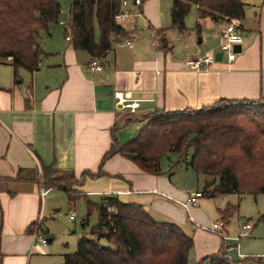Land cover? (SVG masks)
Here are the masks:
<instances>
[{
    "label": "crops",
    "instance_id": "1",
    "mask_svg": "<svg viewBox=\"0 0 264 264\" xmlns=\"http://www.w3.org/2000/svg\"><path fill=\"white\" fill-rule=\"evenodd\" d=\"M128 1L130 15L118 21L128 37L114 39L109 54L96 59L103 66L101 72L90 69L95 58L77 51L67 40V30L41 34L39 43L45 55L34 73L20 70L17 80L13 68L0 62V264H32L35 254L50 251L35 237L38 219L45 217L41 230L48 210L60 211L52 208L57 200L52 194L68 195L45 187L47 194L42 197L40 177L46 168L59 174L72 173L79 181L73 188L95 204L117 197L124 203L142 205L154 219H169L196 234L208 221L201 200L186 212L187 218L180 206L192 194L202 192L198 187L201 177L182 182L174 170L168 174L162 169V159L160 176L146 174L122 155L102 161L113 144V128L119 129L118 142L128 143L139 135L147 124L145 118L155 110H200L222 99L263 97L264 0H242L244 42L237 48V59H225L202 71L192 69L189 63L213 55L217 49L212 38L206 43L214 22L207 19L203 25L206 32H197L202 35L201 43L196 42L195 33H183L184 53L176 47L164 53L156 30H168L169 43L174 30L164 22L159 1L141 0L138 6L134 0ZM192 10L197 16L196 8ZM220 24L221 32L216 36L219 46L227 21ZM116 93L141 100L140 108L134 113L122 108ZM219 207L218 216L223 210ZM225 228L214 251L224 245ZM48 240L49 244L53 241ZM240 255L243 257L234 252L242 261L248 258Z\"/></svg>",
    "mask_w": 264,
    "mask_h": 264
},
{
    "label": "trees",
    "instance_id": "2",
    "mask_svg": "<svg viewBox=\"0 0 264 264\" xmlns=\"http://www.w3.org/2000/svg\"><path fill=\"white\" fill-rule=\"evenodd\" d=\"M122 3L71 0L67 37L74 48L95 59L105 58L114 39L128 37L116 19ZM194 7L199 34L207 19L241 23L246 16L242 0H173L170 30L185 33L187 16ZM61 12L59 0H0V62L13 68L17 80L20 70L34 73L39 69L45 55L39 43L41 34L59 24ZM167 31L156 30L164 53L172 50ZM145 120L139 135L125 144L117 140L118 127L113 128V144L102 163L122 155L146 174L160 176L161 159L171 154L188 156L191 151L188 166L197 175L212 178L202 189L204 197L264 195V96L258 100L222 99L200 110H155ZM43 174L47 189L64 191L71 203L85 200L83 227L89 226L95 211L99 214L98 223L91 228L92 238L82 237L77 252L66 255L64 264H189L195 242L178 224L158 222L142 205L124 203L117 197L95 204L73 188L79 181L72 173L46 168ZM238 213V205L219 210L224 224ZM258 222H264V215ZM207 261L237 264L227 259L223 247L199 264Z\"/></svg>",
    "mask_w": 264,
    "mask_h": 264
},
{
    "label": "rangeland",
    "instance_id": "3",
    "mask_svg": "<svg viewBox=\"0 0 264 264\" xmlns=\"http://www.w3.org/2000/svg\"><path fill=\"white\" fill-rule=\"evenodd\" d=\"M155 1H159L160 3V10L163 14L164 22H166L167 24L169 23V26H171L170 9L173 0ZM59 2L61 4L62 13L60 15L59 24L51 27L50 29L53 35L63 33L62 30L68 31L69 29L71 0H59ZM196 17L197 16L194 10H191L186 19L188 30H186L184 35H187L191 32L195 33V35H198V38L196 40V42L198 43L200 39H202V35H199L197 33ZM214 23L215 28H213L212 31H207V35H209V37H206V43L209 41V38H212L214 45L218 44L217 49H215L214 53H212L213 55H216L221 51L218 37L221 32L222 25L220 24V22ZM61 24L64 27L61 26ZM204 32H206V29L203 27V33ZM182 35L183 34H179L177 31H173L169 37V41L172 44V47L181 49V54L184 53ZM45 39L48 40L49 37L47 38V36H45ZM206 45L207 44H205V46ZM204 47L202 46L201 48ZM191 155L192 153L190 151L188 153V156L184 154L182 157H180L177 154H171L168 157H164L162 159V169H165L168 174L171 173V170H174L175 173H177V177L185 183L192 182V177H201V180H199L198 183V187L201 190L205 186L204 179H207V181L210 182L212 178H209L208 176L197 175L195 172H193V170L188 166ZM54 195L56 196L57 200L56 206L52 208L58 209L60 211L55 212L54 209H51L50 211L48 210V219L43 223L40 232V236L44 237L45 239H53L52 243L47 245L50 251L46 253L35 254L32 264H64L66 255L74 254L77 252L78 242L82 237L92 238L91 228L98 223V215L95 211L89 220V226L83 227L87 215L86 202H84L83 200L77 201L76 206H74L69 204L68 198L64 193L56 191L52 194V196ZM48 201L49 197L47 199V202ZM201 205L204 207V215L208 219V221H206V224L202 223L205 227L198 229L207 234H203L200 231H198V234H196L191 230H184L181 227L189 236L194 239L195 242V247L191 251L189 256V264H199V262L203 258L212 255L214 254V252L216 253L220 250L219 248L217 251H214L217 245V240L220 239L221 236L220 232H213L212 229L215 224H224L221 222L220 216H218V211H216V209H219L221 208L219 206H222L224 210L227 205H238L239 213L234 215L227 224H224L226 226V233L223 234L224 236L231 238L237 237L240 232V227L243 223L246 222L251 223L254 227L250 235L239 245L240 252L244 255H247L250 259L242 261L238 259L237 256H235V262L237 264H264V222H258L260 216L264 215V195L240 196L238 194H229L213 199L203 197L200 204V207L202 208ZM183 211L184 216L187 218L189 212L185 209ZM71 216H74L75 220H71ZM155 220L158 222L174 223L169 219ZM224 225L223 228L225 227ZM47 232L49 233L47 234ZM100 242L102 245L108 246L105 240H101ZM260 258H262L263 261H261Z\"/></svg>",
    "mask_w": 264,
    "mask_h": 264
},
{
    "label": "built area",
    "instance_id": "4",
    "mask_svg": "<svg viewBox=\"0 0 264 264\" xmlns=\"http://www.w3.org/2000/svg\"><path fill=\"white\" fill-rule=\"evenodd\" d=\"M130 1L128 0H123L122 3V9L117 16V21H120L124 18L129 17V3ZM134 4L136 6L141 5L142 1L141 0H134ZM67 40L70 41V38L67 37ZM244 42V37H243V31L241 28V23L237 20H228L226 27L222 33L221 36V51L220 54L222 55L221 61H217L216 56L209 55L204 58H199L197 60L191 61L189 63L190 67L196 71H202L205 69H208L209 67L216 65L219 62L224 61L227 59L228 62H234L237 59V52H236V47H239L243 44ZM128 45H131L130 43H127ZM10 60V59H9ZM90 69L93 72H101L103 70V66L96 60L93 59ZM116 99L118 100V105L121 106L122 108L129 109L133 113L137 111V109L140 108L141 100H130L126 98L122 93H116L115 94ZM40 186H41V195L42 197H46L47 190L45 189L44 186V181L43 178L40 177ZM204 197L202 192H196L190 196V198L187 200L185 203H181L180 206L183 207L186 211H189L191 207H196L200 200ZM44 216L41 215L38 219V224L36 226L35 230V237L37 240H39V243H41L44 246H47L49 244V240L45 239L44 237L40 236V224L44 220ZM75 217L72 216V219ZM253 225L251 223H247L243 225L241 228L239 234L237 237L231 238L227 236H223V251L224 255L227 257L229 261H235L234 257V252L237 251L238 256L242 258L243 256L240 255L239 252V245L240 243L246 239L250 233L253 230ZM223 230V224H215L213 226L212 231L213 232H220Z\"/></svg>",
    "mask_w": 264,
    "mask_h": 264
},
{
    "label": "water",
    "instance_id": "5",
    "mask_svg": "<svg viewBox=\"0 0 264 264\" xmlns=\"http://www.w3.org/2000/svg\"><path fill=\"white\" fill-rule=\"evenodd\" d=\"M200 43H201V41H200ZM237 48H239V47H236V52H237ZM221 58H222V55L220 53L216 55L217 61H221ZM50 242H51V240H50Z\"/></svg>",
    "mask_w": 264,
    "mask_h": 264
}]
</instances>
